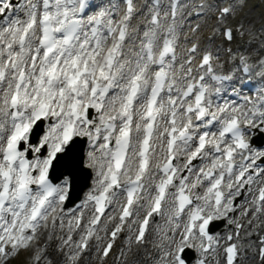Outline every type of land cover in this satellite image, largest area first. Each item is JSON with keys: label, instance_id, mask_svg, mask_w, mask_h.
Masks as SVG:
<instances>
[{"label": "snow or ice", "instance_id": "obj_1", "mask_svg": "<svg viewBox=\"0 0 264 264\" xmlns=\"http://www.w3.org/2000/svg\"><path fill=\"white\" fill-rule=\"evenodd\" d=\"M242 12L0 0V264H53V247L62 264H241L253 245L264 264V24Z\"/></svg>", "mask_w": 264, "mask_h": 264}, {"label": "rangeland", "instance_id": "obj_2", "mask_svg": "<svg viewBox=\"0 0 264 264\" xmlns=\"http://www.w3.org/2000/svg\"><path fill=\"white\" fill-rule=\"evenodd\" d=\"M239 4L243 7L242 15L246 16L257 28L264 24V0H251L247 7L246 4L240 2ZM9 264H31V252L22 250L10 260Z\"/></svg>", "mask_w": 264, "mask_h": 264}, {"label": "bare ground", "instance_id": "obj_3", "mask_svg": "<svg viewBox=\"0 0 264 264\" xmlns=\"http://www.w3.org/2000/svg\"><path fill=\"white\" fill-rule=\"evenodd\" d=\"M221 233L223 234V232H220V234H221Z\"/></svg>", "mask_w": 264, "mask_h": 264}]
</instances>
